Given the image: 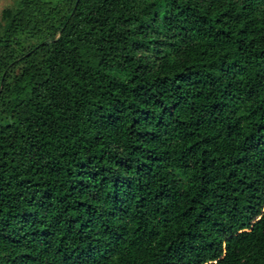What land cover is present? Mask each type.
Masks as SVG:
<instances>
[{"label": "trees", "instance_id": "16d2710c", "mask_svg": "<svg viewBox=\"0 0 264 264\" xmlns=\"http://www.w3.org/2000/svg\"><path fill=\"white\" fill-rule=\"evenodd\" d=\"M0 264H264V0L3 9Z\"/></svg>", "mask_w": 264, "mask_h": 264}, {"label": "rangeland", "instance_id": "374dc122", "mask_svg": "<svg viewBox=\"0 0 264 264\" xmlns=\"http://www.w3.org/2000/svg\"><path fill=\"white\" fill-rule=\"evenodd\" d=\"M20 0H0V14H1V11L5 8H9V7H13L15 6ZM45 1H48V2H51V3H57L59 2L60 0H45ZM35 42V39L33 38H30V39H23L22 40V43L25 46H29L30 44H33Z\"/></svg>", "mask_w": 264, "mask_h": 264}]
</instances>
